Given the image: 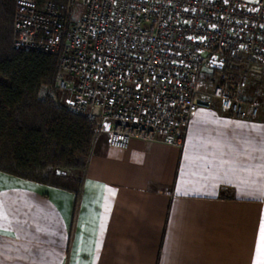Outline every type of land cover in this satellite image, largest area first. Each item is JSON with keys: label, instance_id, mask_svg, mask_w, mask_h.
I'll use <instances>...</instances> for the list:
<instances>
[{"label": "crops", "instance_id": "1", "mask_svg": "<svg viewBox=\"0 0 264 264\" xmlns=\"http://www.w3.org/2000/svg\"><path fill=\"white\" fill-rule=\"evenodd\" d=\"M264 99V77L256 86ZM73 192L0 171V264H254L264 221V108L217 103L181 147L92 142Z\"/></svg>", "mask_w": 264, "mask_h": 264}, {"label": "built area", "instance_id": "2", "mask_svg": "<svg viewBox=\"0 0 264 264\" xmlns=\"http://www.w3.org/2000/svg\"><path fill=\"white\" fill-rule=\"evenodd\" d=\"M13 23L15 48L58 57L39 97L94 122L111 147H181L200 107L250 120L264 108L250 88L264 77V0H69L65 11L16 0Z\"/></svg>", "mask_w": 264, "mask_h": 264}, {"label": "trees", "instance_id": "3", "mask_svg": "<svg viewBox=\"0 0 264 264\" xmlns=\"http://www.w3.org/2000/svg\"><path fill=\"white\" fill-rule=\"evenodd\" d=\"M35 1H51L62 11L69 2ZM15 8L16 0H0V171L71 191L77 199L82 176L68 171L86 167L96 125L39 97L42 85L59 73L58 57L14 47Z\"/></svg>", "mask_w": 264, "mask_h": 264}, {"label": "snow or ice", "instance_id": "4", "mask_svg": "<svg viewBox=\"0 0 264 264\" xmlns=\"http://www.w3.org/2000/svg\"><path fill=\"white\" fill-rule=\"evenodd\" d=\"M254 264H264V221L260 226V238L257 245V256Z\"/></svg>", "mask_w": 264, "mask_h": 264}, {"label": "rangeland", "instance_id": "5", "mask_svg": "<svg viewBox=\"0 0 264 264\" xmlns=\"http://www.w3.org/2000/svg\"><path fill=\"white\" fill-rule=\"evenodd\" d=\"M75 14L77 15V9H75ZM211 72V69L210 70H208L206 73H205V75H207L208 73H210ZM100 134H106L107 135V133H106V131L105 130H102V131H97L96 132V136H98V135H100ZM95 136V137H96ZM82 172V170H70V171H68V173H73V174H79L80 175V173ZM72 174V175H73Z\"/></svg>", "mask_w": 264, "mask_h": 264}]
</instances>
